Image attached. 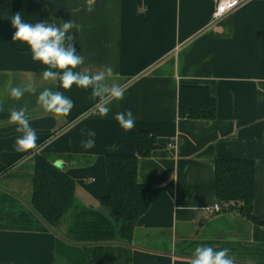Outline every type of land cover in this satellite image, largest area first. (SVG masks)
Here are the masks:
<instances>
[{"label": "crops", "instance_id": "0c3cea01", "mask_svg": "<svg viewBox=\"0 0 264 264\" xmlns=\"http://www.w3.org/2000/svg\"><path fill=\"white\" fill-rule=\"evenodd\" d=\"M216 2L0 0V264H60L61 252L66 264H190L200 244H215L216 250L225 246L230 253L238 247L248 254L241 260L231 257L234 264H264V0H247L218 20L213 16ZM16 13L31 23L55 21L61 26L73 21L70 34L85 60L77 71L111 65L119 74L116 82L125 86L124 99L107 104L108 116L93 113L100 101L92 99L91 89L73 86L65 91L58 81H43L45 66L32 60L26 44L12 39L10 20ZM29 78L36 94L11 98L10 89ZM182 86L208 90L215 100L213 120L178 115ZM45 88L73 100L69 115L44 112L37 97ZM25 106L38 147L18 153V133L9 115L10 109ZM127 110L136 122L129 132L114 119ZM82 129L95 130L93 148L82 147L88 139ZM139 132L152 134L156 149L137 162V182L151 190L132 238L100 246L65 241L69 226L77 219L86 221L107 196L106 157L136 156ZM39 155L54 166L62 164L75 183L62 235L17 217L30 212L32 166ZM216 160L254 163L251 214L261 224L210 210L217 204ZM223 220L226 229L221 231ZM240 223L243 233L236 226ZM83 246L89 247H84L86 261L76 262L72 254Z\"/></svg>", "mask_w": 264, "mask_h": 264}, {"label": "trees", "instance_id": "16d2710c", "mask_svg": "<svg viewBox=\"0 0 264 264\" xmlns=\"http://www.w3.org/2000/svg\"><path fill=\"white\" fill-rule=\"evenodd\" d=\"M178 115L192 120H213L215 100L206 88L182 86L178 96ZM155 149L154 136L139 132L136 136V156L106 157L107 196L100 200L98 211L88 213L90 220L83 222L77 219L69 226V238L77 233L88 236V242L80 244L99 243V246L118 240L125 243L132 238L135 221L148 209L147 196L151 190L149 186L137 182V162L139 158L150 157ZM254 174L252 161H215L214 198L220 212L230 209L254 224H261L251 214ZM30 186V212L18 213L17 217L22 218L23 223H29V226H40L55 232L72 208L74 181L47 157L39 155L33 161ZM103 211L120 222L117 231L112 230V223ZM69 238L65 241L73 242Z\"/></svg>", "mask_w": 264, "mask_h": 264}, {"label": "clouds", "instance_id": "9594fccd", "mask_svg": "<svg viewBox=\"0 0 264 264\" xmlns=\"http://www.w3.org/2000/svg\"><path fill=\"white\" fill-rule=\"evenodd\" d=\"M11 25L15 29L12 39L26 44L31 52L33 61L45 66L42 79L46 82H59V87L65 91L73 86L82 89H91V97L99 100V114L108 116L111 109L107 106L111 101L124 99L125 86L116 82L119 74L113 66L105 65L103 69L91 72L88 69L77 71L85 60L77 52L73 43L74 36L70 30L75 27L73 21L63 22L58 26L55 21L25 22L20 13L12 15ZM109 80L112 82L109 83ZM37 89L31 78L23 86L12 87L10 97L19 101L25 93L36 94ZM38 105L45 113L57 117H66L74 107V102L61 91L45 88L37 97ZM0 111H3L0 104ZM114 119L125 131H131L135 125V117L131 110L117 112ZM9 123L16 125L18 135L14 141V150L18 153L29 152L38 147L36 130L31 127L27 107L10 109ZM82 135L88 139L82 141V147L91 149L95 146L96 132L93 129L81 130ZM230 249L216 250L211 246H198L195 248L190 264H234L229 255Z\"/></svg>", "mask_w": 264, "mask_h": 264}, {"label": "rangeland", "instance_id": "374dc122", "mask_svg": "<svg viewBox=\"0 0 264 264\" xmlns=\"http://www.w3.org/2000/svg\"><path fill=\"white\" fill-rule=\"evenodd\" d=\"M16 179V181L17 182H21V178H15ZM23 182H24V180H22ZM30 188V191H31V186L29 187ZM72 209V208H71ZM70 209V210H71ZM230 209H224L223 211H221V212H219L220 214H229V212L231 213V212H233V214H236L239 218L237 219V220H239L240 218L241 219H245L244 217H242L240 214H238L237 212H235V211H233V210H230ZM70 212V211H69ZM69 212H68V214H69ZM68 214H67V216H68ZM103 214H104V216L108 219V220H111V225H112V230H118L119 229V227H120V222L118 221V220H116L115 218H113L109 213H107V212H105V211H103ZM67 216L65 217V218H67ZM87 219H86V221H88V220H90V216L87 214ZM69 219L70 218H74V215L73 216H70V217H68ZM247 220V219H246ZM221 231L222 230H225L226 229V222H225V220H223L221 223ZM244 223H240V224H238V225H236L237 226V228H238V230H239V232H241L242 231V233L244 232V229H243V227H242V225H243ZM62 226H66V224H64V221L61 223V225L58 227V228H56L55 229V231L56 232H58L59 234L61 233V235L63 234V229H61V228H65V227H62ZM67 227V226H66ZM65 233V232H64ZM85 235V234H84ZM71 238H69V239H71V241H73L72 243H84L85 241L86 242H88V240H86L87 239V237L88 236H81L80 234H74V235H72V236H70ZM89 242H90V240H89ZM215 245V244H214ZM213 244L212 245H207V246H211V247H213L214 246ZM221 245H223V244H221ZM199 246H201V244L199 245ZM204 246H206V245H204ZM85 248H89V247H85ZM224 248H227V247H225V246H222V249H224ZM80 249H82V251L80 252H76V253H73L72 254V258L77 262L78 260H85L86 261V252L84 251V247H82V248H80ZM240 249V248H239ZM238 249V247H234V249H232V250H234L235 251V255H234V251H233V253H230L229 255L231 256V257H233L234 259H238V260H241V259H245L247 256H245V255H248V254H244V253H246L245 251H243V250H239ZM191 252H192V250H191ZM241 253V254H240ZM58 257H59V259L62 257V260H61V262H60V264H66V261L63 259L64 258V256H63V252H61L60 253V255H58ZM67 260L69 261V259L67 258Z\"/></svg>", "mask_w": 264, "mask_h": 264}, {"label": "built area", "instance_id": "2783aa9c", "mask_svg": "<svg viewBox=\"0 0 264 264\" xmlns=\"http://www.w3.org/2000/svg\"><path fill=\"white\" fill-rule=\"evenodd\" d=\"M247 0H217L214 6V19L218 20L225 15L232 12L234 9L240 7ZM93 113H99V107H97ZM171 146V145H169ZM212 212H219L220 207L218 204H214L211 209Z\"/></svg>", "mask_w": 264, "mask_h": 264}, {"label": "water", "instance_id": "95a60500", "mask_svg": "<svg viewBox=\"0 0 264 264\" xmlns=\"http://www.w3.org/2000/svg\"><path fill=\"white\" fill-rule=\"evenodd\" d=\"M55 166H56L57 168H59V169H62V168H63V167H62V164H60V163H58V164L56 163Z\"/></svg>", "mask_w": 264, "mask_h": 264}]
</instances>
